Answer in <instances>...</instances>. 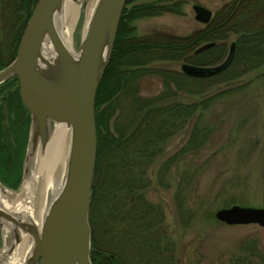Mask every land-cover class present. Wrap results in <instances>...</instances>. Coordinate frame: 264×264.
Here are the masks:
<instances>
[{
  "label": "rangeland",
  "instance_id": "1",
  "mask_svg": "<svg viewBox=\"0 0 264 264\" xmlns=\"http://www.w3.org/2000/svg\"><path fill=\"white\" fill-rule=\"evenodd\" d=\"M12 1L0 0V69L12 60L7 51L6 31L16 18ZM228 1L135 0L132 4L156 3L172 10L135 19L132 22L134 36L163 41L170 36H187L206 24L195 19L194 5L210 11L212 19ZM254 18L263 20L264 13ZM84 21L82 13L72 35L74 51L83 35ZM235 38L236 34H231L223 56L205 66L221 63ZM183 64L188 63L183 59L155 60L148 68L182 73ZM242 69L233 67L214 81H188L183 89H178L176 82L169 78L165 85L166 78L150 73L128 81L135 92L124 90L111 100L114 112L107 127L118 135L124 124L130 123L127 133L134 130L145 111L136 110L135 98L143 102L162 95L159 104L209 99L208 106L197 110L182 128H177L176 122L169 127L168 135L152 149L159 152L146 169L148 186L144 197L162 215L156 227L163 228L173 245L171 264H264L263 228L254 224L229 226L214 217L217 210L233 205L264 208V65L246 73ZM8 81L10 79L5 82ZM14 88L15 83H9L0 93L1 128L7 133L11 128L7 94ZM194 131L198 134L191 139ZM197 137L199 147H194ZM187 144L192 149L181 152ZM178 151L179 155L174 157ZM22 172L23 168L15 189L0 182L1 188L17 193L23 182ZM6 244L0 228V251Z\"/></svg>",
  "mask_w": 264,
  "mask_h": 264
},
{
  "label": "trees",
  "instance_id": "2",
  "mask_svg": "<svg viewBox=\"0 0 264 264\" xmlns=\"http://www.w3.org/2000/svg\"><path fill=\"white\" fill-rule=\"evenodd\" d=\"M134 1L127 0L122 10L110 60L94 100L96 160L88 213L92 264H171L173 245L169 243L163 228L156 227L160 225L162 215L144 197V189L148 186L146 169L159 152L152 149L168 135L169 127L176 122L177 128H182L197 110L205 109L209 102V99H200L192 103L159 104L162 95L143 102L135 98L136 110H145L142 117L130 133H127L129 123L119 129L118 135H114L107 127L114 112L111 100L124 90L135 92V87L128 81L150 73L166 78L165 85L169 78L176 82L178 89H183L188 81H214L232 71L233 67L243 68L242 72L246 73L264 65V19L256 21L254 18L264 13V0H230L203 28L183 37L170 36L165 41L136 38L132 22L172 9L156 3L132 4ZM13 2L16 6L14 12L19 14L16 13L15 20L6 28L10 59L15 56L20 36L36 0ZM231 34H236L232 41L233 58L221 73L194 78L182 73L148 68L155 60L183 59V62L195 66L210 64L223 56ZM202 43L211 46L198 51ZM13 82L15 88L7 94L6 109L11 123L9 133L1 128L0 109V182L15 189L21 180L29 115L19 100L16 79L2 83L0 93ZM196 134L198 132L194 131L191 139ZM198 141L199 137L194 147ZM191 149L187 144L181 148V152ZM179 151L174 157L179 155Z\"/></svg>",
  "mask_w": 264,
  "mask_h": 264
},
{
  "label": "water",
  "instance_id": "3",
  "mask_svg": "<svg viewBox=\"0 0 264 264\" xmlns=\"http://www.w3.org/2000/svg\"><path fill=\"white\" fill-rule=\"evenodd\" d=\"M63 1L34 3L15 56L0 69V85L16 79L19 100L29 115L23 179L30 148L45 145L51 126L63 124L70 130L65 180L50 203L39 231L32 223L21 221L0 207V228L5 223L14 231L13 237L5 240L8 252L18 241L17 231L32 239L30 255L24 264H92L88 213L96 160L94 100L127 0H98L73 54L61 43L55 27ZM193 10L197 21H209L210 11L199 5H194ZM210 46L203 45L198 51ZM233 53L234 43H231L221 63L183 64L181 71L194 78L216 75L230 65ZM214 217L229 226L254 224L264 229V208L233 205L217 210Z\"/></svg>",
  "mask_w": 264,
  "mask_h": 264
},
{
  "label": "bare ground",
  "instance_id": "4",
  "mask_svg": "<svg viewBox=\"0 0 264 264\" xmlns=\"http://www.w3.org/2000/svg\"><path fill=\"white\" fill-rule=\"evenodd\" d=\"M98 0H64L61 11L55 18V27L61 43L73 54L72 35L83 13L84 29ZM48 50V49H47ZM70 130L63 124L51 126L49 137L43 147L32 149L21 187L17 193L3 190L0 186V207L19 218L32 223L39 231L40 225L54 197L61 190L66 175L69 153ZM3 223L4 240L12 238L14 231ZM17 231V230H16ZM15 231V232H16ZM18 241L11 252L8 245L0 251V264H24L30 255L31 237L17 231ZM13 240H10L12 242Z\"/></svg>",
  "mask_w": 264,
  "mask_h": 264
}]
</instances>
